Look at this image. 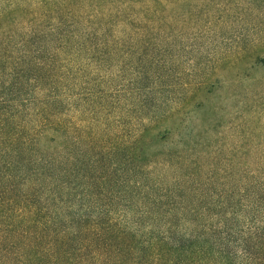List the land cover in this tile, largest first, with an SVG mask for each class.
Segmentation results:
<instances>
[{
    "label": "trees",
    "instance_id": "16d2710c",
    "mask_svg": "<svg viewBox=\"0 0 264 264\" xmlns=\"http://www.w3.org/2000/svg\"><path fill=\"white\" fill-rule=\"evenodd\" d=\"M35 3L0 25V264H264V156L143 145L190 95L160 0Z\"/></svg>",
    "mask_w": 264,
    "mask_h": 264
},
{
    "label": "rangeland",
    "instance_id": "374dc122",
    "mask_svg": "<svg viewBox=\"0 0 264 264\" xmlns=\"http://www.w3.org/2000/svg\"><path fill=\"white\" fill-rule=\"evenodd\" d=\"M36 1L0 0V25L7 22L3 14L16 18ZM160 3L162 87L190 95L161 122L165 137L155 138V130L143 145L147 151L178 145L200 162L207 156L237 172L244 157L264 156V0ZM112 69L117 74L116 64ZM132 78L128 71L114 81L129 92Z\"/></svg>",
    "mask_w": 264,
    "mask_h": 264
}]
</instances>
